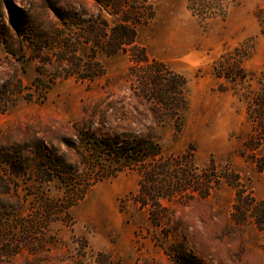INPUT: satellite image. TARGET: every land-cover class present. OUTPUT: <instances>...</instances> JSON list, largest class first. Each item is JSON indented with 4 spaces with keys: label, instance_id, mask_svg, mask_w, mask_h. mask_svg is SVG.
<instances>
[{
    "label": "rangeland",
    "instance_id": "rangeland-1",
    "mask_svg": "<svg viewBox=\"0 0 264 264\" xmlns=\"http://www.w3.org/2000/svg\"><path fill=\"white\" fill-rule=\"evenodd\" d=\"M228 3L225 21L201 23L188 0H0V30L13 37L5 35L10 51L0 43V88L11 93L0 109V206L14 223L10 250L25 242L0 264H264V229L253 219L264 212L255 209L264 201V134L243 98L258 93L264 69V0ZM123 25L136 30V46L108 55L117 47L112 30ZM241 45L253 81L234 88L212 67ZM126 134L188 157L199 174L215 169L219 183L204 197L190 192L142 209L138 172L108 178L110 157L93 149L94 139ZM2 153L25 163L27 175L14 177ZM44 155L74 174L40 170ZM225 176L255 200L244 223L233 217L237 191ZM75 183L92 186L41 228L42 202L63 199Z\"/></svg>",
    "mask_w": 264,
    "mask_h": 264
},
{
    "label": "trees",
    "instance_id": "trees-1",
    "mask_svg": "<svg viewBox=\"0 0 264 264\" xmlns=\"http://www.w3.org/2000/svg\"><path fill=\"white\" fill-rule=\"evenodd\" d=\"M188 9L192 15L200 20L201 23H208L213 21H225L229 9L228 0H188ZM112 15H119L116 10L110 12ZM125 23L141 24L142 22L136 19L121 16ZM24 22L21 24L23 25ZM20 24V25H21ZM13 27L14 34L19 33V25L16 23L10 24ZM5 31V32H3ZM264 33V31H262ZM12 32L9 29L0 30V43L7 45L8 51L11 49V42L13 41ZM5 35H7L6 38ZM112 41L117 45L110 46L107 51L108 55H112L119 50H124L127 47L136 46L137 32L134 28L123 25L115 27L112 30ZM249 49L243 45L235 48L233 51L222 54L217 59L212 67V75L219 80H224L230 83L234 88L238 85H244L253 79L246 74L242 64L244 60L249 58ZM141 62H149L146 54L140 59ZM100 74V72H98ZM97 75V74H96ZM94 75V76H96ZM257 78L254 79V82ZM38 83L39 79L37 78ZM258 85V93H245L244 100L247 104V114L249 119H253L260 127L264 134V69L261 72L259 79L256 81ZM10 85L4 84L0 88V109L7 107L8 97L11 94L9 90ZM30 100V98H28ZM0 110V111H1ZM94 151H105L110 157L109 162L114 167V173L109 177H115L119 172L127 169L135 170L140 175L139 190L135 194V201L141 206L142 209H147L148 206L161 207L164 200L172 201L178 196H184L187 193H197L201 197L206 196L214 183H219V176L216 174L215 169L211 173L199 174L198 168L195 167L193 161L186 156H166L161 146L144 137L136 135H117L111 140L99 141L94 139ZM17 153V152H16ZM4 156L5 164L8 165L9 170L13 173L14 177H23L27 175L28 170L19 165L11 154L2 153ZM40 170L43 169L45 173H50L55 170L61 171L66 175L74 174L75 170L72 166L64 162H54L48 155H44ZM2 174V172H0ZM230 185L236 189V204L234 205L233 217L238 222H246L247 210L264 209V201L260 202L254 209L255 200L250 195H246L242 185H238L239 179L232 180V176H225ZM45 182L52 180L51 176L43 177ZM65 178H62V180ZM90 181V180H89ZM68 183V182H67ZM76 188H68L69 192L66 197L59 200H46L43 201L42 211L44 214L38 219L43 221L40 224L41 228L48 227L54 220L61 219V215L69 213L70 209L80 200H82L92 184H79L75 183ZM70 187H74L69 183ZM6 210V209H4ZM244 213V214H243ZM14 215V214H13ZM10 217V214H7ZM155 216V213H154ZM153 216V217H154ZM18 221L17 226L26 227L25 219L21 215L16 216ZM5 212L0 206V261L4 259H11L21 252L20 245L25 242L16 244L14 250H10V231L11 226L8 225L9 221ZM154 219H157L156 217ZM255 224L264 229V212L262 214H255L253 217ZM4 222V223H3ZM157 224V222H154ZM34 224L39 226L38 223ZM44 225V226H42ZM30 227V226H29ZM7 241V243H6Z\"/></svg>",
    "mask_w": 264,
    "mask_h": 264
}]
</instances>
